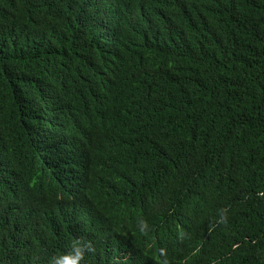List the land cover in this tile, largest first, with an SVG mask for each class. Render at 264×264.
I'll list each match as a JSON object with an SVG mask.
<instances>
[{"label":"trees","instance_id":"trees-1","mask_svg":"<svg viewBox=\"0 0 264 264\" xmlns=\"http://www.w3.org/2000/svg\"><path fill=\"white\" fill-rule=\"evenodd\" d=\"M264 264V0H0V264Z\"/></svg>","mask_w":264,"mask_h":264},{"label":"clouds","instance_id":"clouds-1","mask_svg":"<svg viewBox=\"0 0 264 264\" xmlns=\"http://www.w3.org/2000/svg\"><path fill=\"white\" fill-rule=\"evenodd\" d=\"M79 257V253L76 256H72L71 254L62 255L57 259L56 264H77Z\"/></svg>","mask_w":264,"mask_h":264}]
</instances>
